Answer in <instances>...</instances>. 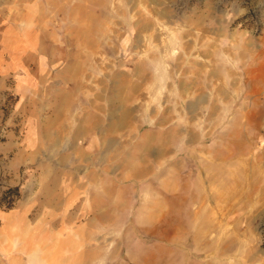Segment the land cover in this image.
Masks as SVG:
<instances>
[{
  "label": "rangeland",
  "instance_id": "rangeland-1",
  "mask_svg": "<svg viewBox=\"0 0 264 264\" xmlns=\"http://www.w3.org/2000/svg\"><path fill=\"white\" fill-rule=\"evenodd\" d=\"M111 4L115 24L107 33L127 41L95 44L97 51L108 47L98 58L181 56L183 72L208 45L201 37L219 38L210 51L233 63L234 74L224 75L236 83L232 100L218 103L215 118H207L206 107L194 125L178 118L181 133L192 128L202 137L179 140L176 157L144 181L102 173L95 182L87 163L75 174L42 173L41 161L31 170L21 166L18 197L9 208L0 201V264L17 252L22 259L35 250L50 253L58 244L64 264H264V0H0V67L9 64L15 35L54 33L65 40L83 24L105 33L99 24ZM138 34L146 38L143 54L134 47ZM187 35L196 38L192 49L181 42ZM172 95L176 114L185 115L186 99ZM14 101L6 94V113ZM28 181L34 185L26 193ZM5 188L0 176V198ZM23 213L33 235L14 234Z\"/></svg>",
  "mask_w": 264,
  "mask_h": 264
},
{
  "label": "crops",
  "instance_id": "crops-1",
  "mask_svg": "<svg viewBox=\"0 0 264 264\" xmlns=\"http://www.w3.org/2000/svg\"><path fill=\"white\" fill-rule=\"evenodd\" d=\"M112 10L113 4L99 24L105 33L86 30L88 24H83L80 33L65 40L54 33L15 35L11 40L9 64L0 67V176L4 187H20V167L31 170L40 161L42 173H80L82 163H87V172L95 182L102 173L105 179L114 176L120 182L147 180L160 172L162 163L176 157L179 140L191 143L202 137L192 128L181 133L178 118H186L191 126L202 117L204 107L210 108L207 118H215L218 103L232 100L236 83L233 77L227 82L224 75L234 74L233 63L227 64L226 57L219 56L223 52L213 57L210 51L214 46L209 43L222 42L219 38L210 41L201 37L199 43L208 45L198 50V59L192 58V69L183 72L179 71L181 56L166 60L154 52L147 59L128 58L124 63H114L107 56L98 58L107 55L108 47L97 51L95 44L127 41L125 36L107 33V28L115 24ZM183 38L184 49H192L190 43L194 44L196 38ZM145 39L140 34L136 37L134 47L140 46L139 54L144 52L141 45ZM157 39L154 36L153 41ZM65 42L72 43L73 49L67 50ZM178 72L186 76L174 78ZM174 92L186 99L185 115L176 114ZM6 94L15 98L7 113ZM33 185L25 182L26 193ZM17 217L14 234L33 235L27 216L23 213ZM100 217L106 219V213H100ZM8 230L12 236L11 228ZM35 251L26 259L17 252L9 257L8 264L65 262L62 244L50 251L52 256L49 251Z\"/></svg>",
  "mask_w": 264,
  "mask_h": 264
},
{
  "label": "trees",
  "instance_id": "trees-1",
  "mask_svg": "<svg viewBox=\"0 0 264 264\" xmlns=\"http://www.w3.org/2000/svg\"><path fill=\"white\" fill-rule=\"evenodd\" d=\"M18 187H6L3 191L0 201L5 204L6 207H11L15 198L18 197Z\"/></svg>",
  "mask_w": 264,
  "mask_h": 264
}]
</instances>
